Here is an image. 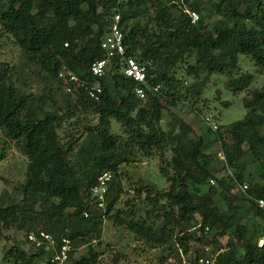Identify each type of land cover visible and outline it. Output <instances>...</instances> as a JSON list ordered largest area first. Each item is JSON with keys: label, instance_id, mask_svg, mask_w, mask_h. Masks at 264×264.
I'll list each match as a JSON object with an SVG mask.
<instances>
[{"label": "trees", "instance_id": "trees-1", "mask_svg": "<svg viewBox=\"0 0 264 264\" xmlns=\"http://www.w3.org/2000/svg\"><path fill=\"white\" fill-rule=\"evenodd\" d=\"M188 10L199 12L195 23ZM116 12L122 17L124 57L148 64V83L159 86L158 91L147 87L143 98L135 92L138 84L123 74L124 57L113 58L101 77L90 71L104 57L101 40ZM212 16L219 18L211 23ZM0 30L22 49L27 65L40 68L47 85L40 94L28 91L19 69L0 63V133L28 159L24 180L0 194V235L23 230L28 241L30 232L44 230L59 242L71 239L69 264H98L93 243H101L110 219L163 247L156 264H174L181 252L200 253L208 242L224 247L217 264H264V244L259 245L264 209L257 203L264 199V83L249 89L253 74L241 73L239 63L245 55L264 74V0H0ZM63 70L84 84L68 81ZM212 74H226L231 89L247 91L245 116L197 136L174 114L176 124L165 129L166 104L197 102ZM95 81L102 86L97 98L88 94ZM84 114L89 116L82 125ZM113 119L121 132L111 131ZM215 146L224 159L210 151ZM247 153L257 163L251 171ZM5 155L0 142V160ZM140 156H159L160 174L168 182L165 188L136 187L145 195V215L132 198L126 207L118 205L121 166ZM221 169L229 173L219 176ZM107 171L112 180L100 207L91 189ZM244 183L246 193H236ZM218 194L227 204L224 210L216 204ZM243 201L249 203L245 211ZM82 245L88 255L75 258ZM9 252L21 264H49L52 255L45 246L27 251L16 239Z\"/></svg>", "mask_w": 264, "mask_h": 264}, {"label": "rangeland", "instance_id": "rangeland-1", "mask_svg": "<svg viewBox=\"0 0 264 264\" xmlns=\"http://www.w3.org/2000/svg\"><path fill=\"white\" fill-rule=\"evenodd\" d=\"M173 12L178 14V10H174ZM218 18V16H212L210 18L211 23L216 22ZM1 62L14 65L19 69L20 83L25 86L26 90L35 94H40L45 90L44 88L47 85L44 80V73L35 64L27 65L22 49L11 36L0 30ZM239 63L242 67L241 73L249 72L253 74V81L249 89L262 87L264 74L254 62L249 60L245 55H239ZM204 76L203 74L202 77ZM190 80L192 81V79L188 78L189 82ZM227 81L228 76L226 74H212L206 80L202 96L197 102L185 99L178 101L175 105L167 103L163 113V127L168 129L170 126L176 124L174 119L175 114L189 123L194 129V135L198 136L206 135L208 128L213 129L211 127L213 124L225 128L234 121L242 119L247 113L244 98H248L249 94L246 90L234 91L227 85ZM62 93H65L64 89L63 92L58 93L60 97L57 98L59 100ZM225 101L229 102V105H225ZM86 116L88 117L89 115L84 114L81 116L82 125L83 122L86 124V120H84ZM206 117H210L209 122L211 125L205 121ZM111 131L113 133L121 132L120 124L115 119L112 120ZM212 131L214 132V130ZM213 132H210L208 136L213 137ZM0 142L4 144L6 151V155L0 160V194H2L3 192L10 193L19 182L24 180L28 159L27 155L15 141L7 139L1 133ZM245 147L247 148V145ZM210 151L217 154L219 148L215 146ZM246 160L249 162L248 171H251L257 163L254 162L250 153H247ZM159 167V156L151 158L140 156L136 162L122 165L121 181L124 190L120 196L118 205L126 207L125 200L132 198V202L140 209L139 213L145 215L143 212L145 209L143 202L145 195L144 193H139L136 187L141 186V184H152L157 188L167 187V179L160 174ZM228 173V169H221L219 176L227 175ZM234 191H237V187L234 188ZM215 199L217 206L224 210L227 204L222 195L218 194ZM241 205L243 211L249 207V203L246 201L241 202ZM251 220V222L263 224L259 217H252ZM228 238V235L222 237L223 244H227ZM15 239L25 250L29 251L32 249V245L26 240L25 231L14 229L5 231L0 235V264H21L17 263L13 257V253L9 252ZM93 244L99 254L98 264H156L164 253L163 247L146 242L143 238H140L127 228L115 224L110 219H107L104 223L101 243L97 244L94 242ZM87 255L88 248L86 245H82L76 250L74 257L80 258Z\"/></svg>", "mask_w": 264, "mask_h": 264}, {"label": "built area", "instance_id": "built-area-1", "mask_svg": "<svg viewBox=\"0 0 264 264\" xmlns=\"http://www.w3.org/2000/svg\"><path fill=\"white\" fill-rule=\"evenodd\" d=\"M121 0H118L120 3ZM188 13L191 17V22L195 23L199 19V14L195 10H188ZM121 14L116 12L111 19V23L108 28V32L103 36L101 40V48L104 51V57L95 60L91 66L90 71L92 75L101 77L106 73L108 67H110L113 58L124 57L126 53V46L124 43V32L123 26L121 23ZM123 74L134 80L138 85L135 88L136 94L143 98L146 96V88H152L154 91L159 90V86L151 87L148 83L147 72L148 64L139 62L135 57L127 56L123 60ZM61 76L67 77L68 81L74 83L75 85H82L84 81L81 80L76 74L71 71L63 70L60 73ZM66 91L71 92L72 86L67 85ZM102 86L99 81H95L89 88L88 94L90 97L97 98L98 94L101 93ZM207 122L210 121V117L205 118ZM209 125L211 123L209 122ZM212 130L218 128L216 124L211 125ZM217 155L224 159V153L219 148ZM112 180L111 172H103L97 179L96 184L91 189V195L98 202L100 207H104L106 193L108 186ZM211 183H215V179H211ZM240 189L246 193L249 188L248 183L240 184ZM259 208L264 209V199H257ZM88 215L87 213H85ZM28 241L32 246L42 247L45 246L52 250V255L50 257L49 264H69L71 260V250H72V241L69 238H62L59 242L54 236L50 233L41 230L39 232H30L28 234ZM211 237V236H210ZM209 237V238H210ZM264 244V239L259 240V245ZM224 250V247L216 249L212 242H208L202 246L200 253H193L192 255H186L181 252L180 261L174 264H217V259L219 254Z\"/></svg>", "mask_w": 264, "mask_h": 264}, {"label": "crops", "instance_id": "crops-1", "mask_svg": "<svg viewBox=\"0 0 264 264\" xmlns=\"http://www.w3.org/2000/svg\"><path fill=\"white\" fill-rule=\"evenodd\" d=\"M257 167V165L255 166V168ZM249 169V168H248ZM248 171V170H247ZM236 193H239V192H243L241 189H240V186L238 185L237 186V191H235Z\"/></svg>", "mask_w": 264, "mask_h": 264}]
</instances>
